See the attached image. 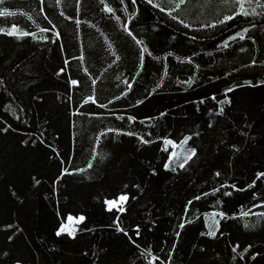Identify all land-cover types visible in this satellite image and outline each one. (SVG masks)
<instances>
[{
  "label": "trees",
  "instance_id": "1",
  "mask_svg": "<svg viewBox=\"0 0 264 264\" xmlns=\"http://www.w3.org/2000/svg\"><path fill=\"white\" fill-rule=\"evenodd\" d=\"M177 3L0 2V264H264V0Z\"/></svg>",
  "mask_w": 264,
  "mask_h": 264
},
{
  "label": "snow or ice",
  "instance_id": "2",
  "mask_svg": "<svg viewBox=\"0 0 264 264\" xmlns=\"http://www.w3.org/2000/svg\"><path fill=\"white\" fill-rule=\"evenodd\" d=\"M0 2H2V0H0ZM148 2L151 4L152 0H148ZM133 3H135V0H133ZM184 3H185V0H178L177 8L181 4H184ZM109 11H111V9H109ZM12 14L13 13L0 11V16L12 15ZM244 14H247V13H244ZM228 19H231V17H229ZM3 31H4L3 29H0V32H3ZM41 31H47V30L46 29H41ZM6 34L9 35V36H13V35L27 36V35H29V33H27V32H18V30L16 29L15 26H13V28L11 30H8L6 32ZM57 35H59V34L57 33ZM145 51H147V49H145ZM72 83L73 84H77L78 82L77 81H72ZM189 83H191V81H189ZM129 87H130V85H129ZM144 142L147 143V141H144ZM192 156H195V152L194 151L191 153V155L188 157V159H191ZM181 166H183V165H181ZM89 167H91V165H89ZM217 175H219V173H217ZM261 175H264V174H261ZM128 199H129V197L127 195H121L118 198V200L106 201V203L109 206L108 210H112L113 208H116L120 212L125 211L123 205L128 201ZM244 215H248V213H244ZM67 219H68L69 222H74L75 224H79V223L83 222L85 218L83 216H80L78 218H74V217L69 216ZM216 223L218 224L219 222L216 221ZM120 230L123 231V229H120ZM75 231L76 230L74 228H70L67 224H65V225H62V227L59 229V231L57 232V235H60L61 233L67 232L72 238H75ZM209 235L214 237L216 235V232L215 231H211L209 233Z\"/></svg>",
  "mask_w": 264,
  "mask_h": 264
},
{
  "label": "rangeland",
  "instance_id": "3",
  "mask_svg": "<svg viewBox=\"0 0 264 264\" xmlns=\"http://www.w3.org/2000/svg\"><path fill=\"white\" fill-rule=\"evenodd\" d=\"M125 195V194H124Z\"/></svg>",
  "mask_w": 264,
  "mask_h": 264
}]
</instances>
